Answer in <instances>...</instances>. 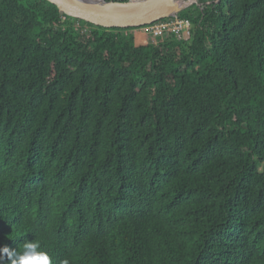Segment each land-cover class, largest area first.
Returning a JSON list of instances; mask_svg holds the SVG:
<instances>
[{
    "label": "trees",
    "instance_id": "16d2710c",
    "mask_svg": "<svg viewBox=\"0 0 264 264\" xmlns=\"http://www.w3.org/2000/svg\"><path fill=\"white\" fill-rule=\"evenodd\" d=\"M179 16L188 39L139 44L143 27L0 0V247L264 264V0Z\"/></svg>",
    "mask_w": 264,
    "mask_h": 264
},
{
    "label": "water",
    "instance_id": "95a60500",
    "mask_svg": "<svg viewBox=\"0 0 264 264\" xmlns=\"http://www.w3.org/2000/svg\"><path fill=\"white\" fill-rule=\"evenodd\" d=\"M63 13L107 29L146 27L179 15L181 0H46ZM190 4V3H189Z\"/></svg>",
    "mask_w": 264,
    "mask_h": 264
},
{
    "label": "clouds",
    "instance_id": "9594fccd",
    "mask_svg": "<svg viewBox=\"0 0 264 264\" xmlns=\"http://www.w3.org/2000/svg\"><path fill=\"white\" fill-rule=\"evenodd\" d=\"M0 264H54V261L38 241L32 240L25 242L22 252L8 246L0 247Z\"/></svg>",
    "mask_w": 264,
    "mask_h": 264
},
{
    "label": "built area",
    "instance_id": "2783aa9c",
    "mask_svg": "<svg viewBox=\"0 0 264 264\" xmlns=\"http://www.w3.org/2000/svg\"><path fill=\"white\" fill-rule=\"evenodd\" d=\"M145 28H149L151 34L156 38L175 34L179 39H188L191 36L192 21L176 15L157 21Z\"/></svg>",
    "mask_w": 264,
    "mask_h": 264
},
{
    "label": "rangeland",
    "instance_id": "374dc122",
    "mask_svg": "<svg viewBox=\"0 0 264 264\" xmlns=\"http://www.w3.org/2000/svg\"><path fill=\"white\" fill-rule=\"evenodd\" d=\"M186 1H191V3L190 4H187L188 5V7L189 6H192V5H194V4H198V5H202V3L205 1V2H213V1H216V0H186ZM79 28H82L81 30H82V32H86L87 33V31L85 30V29H83V27L82 26H79ZM135 33H137L138 35V43L139 44H141V43H143V42H145V41H147L148 39L147 38H149V37H155L154 35H152L151 34V32H150V30H149V28H145V27H143V28H141V29H135V30H133ZM156 38V37H155ZM157 39V38H156Z\"/></svg>",
    "mask_w": 264,
    "mask_h": 264
},
{
    "label": "bare ground",
    "instance_id": "6f19581e",
    "mask_svg": "<svg viewBox=\"0 0 264 264\" xmlns=\"http://www.w3.org/2000/svg\"><path fill=\"white\" fill-rule=\"evenodd\" d=\"M179 3H180L181 5H186V4L191 3V1L181 0V1H179Z\"/></svg>",
    "mask_w": 264,
    "mask_h": 264
}]
</instances>
